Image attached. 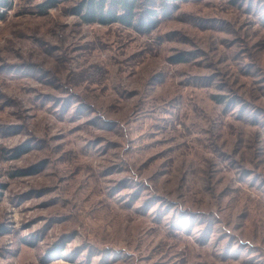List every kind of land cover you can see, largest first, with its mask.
I'll list each match as a JSON object with an SVG mask.
<instances>
[{"label": "rangeland", "instance_id": "obj_1", "mask_svg": "<svg viewBox=\"0 0 264 264\" xmlns=\"http://www.w3.org/2000/svg\"><path fill=\"white\" fill-rule=\"evenodd\" d=\"M44 1L0 21V264H264V0Z\"/></svg>", "mask_w": 264, "mask_h": 264}, {"label": "trees", "instance_id": "obj_2", "mask_svg": "<svg viewBox=\"0 0 264 264\" xmlns=\"http://www.w3.org/2000/svg\"><path fill=\"white\" fill-rule=\"evenodd\" d=\"M61 1L74 0H45L40 6L47 10ZM169 1L176 0H76L73 12L87 24H120L150 32L156 28L160 12L167 9L161 6ZM12 6L13 0H0V21L5 19ZM57 253L60 254V249Z\"/></svg>", "mask_w": 264, "mask_h": 264}, {"label": "clouds", "instance_id": "obj_3", "mask_svg": "<svg viewBox=\"0 0 264 264\" xmlns=\"http://www.w3.org/2000/svg\"><path fill=\"white\" fill-rule=\"evenodd\" d=\"M132 175L135 176V173L133 172Z\"/></svg>", "mask_w": 264, "mask_h": 264}]
</instances>
